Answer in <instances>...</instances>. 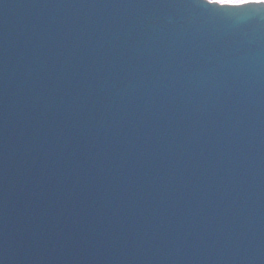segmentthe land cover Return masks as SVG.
Listing matches in <instances>:
<instances>
[{"label":"water","instance_id":"95a60500","mask_svg":"<svg viewBox=\"0 0 264 264\" xmlns=\"http://www.w3.org/2000/svg\"><path fill=\"white\" fill-rule=\"evenodd\" d=\"M259 10L0 0V264H264Z\"/></svg>","mask_w":264,"mask_h":264},{"label":"snow or ice","instance_id":"6c2138e0","mask_svg":"<svg viewBox=\"0 0 264 264\" xmlns=\"http://www.w3.org/2000/svg\"><path fill=\"white\" fill-rule=\"evenodd\" d=\"M203 3H206L210 6H220L222 8H232V9H241V8H253V9H258V8H264V5H256L252 3H244V2H238L234 5H229L225 6L222 4H215L214 0H203Z\"/></svg>","mask_w":264,"mask_h":264},{"label":"clouds","instance_id":"9594fccd","mask_svg":"<svg viewBox=\"0 0 264 264\" xmlns=\"http://www.w3.org/2000/svg\"><path fill=\"white\" fill-rule=\"evenodd\" d=\"M238 2L264 5V0H238ZM258 9L260 10L250 13L249 16L245 17V19H252V18L264 19V8H258Z\"/></svg>","mask_w":264,"mask_h":264},{"label":"rangeland","instance_id":"374dc122","mask_svg":"<svg viewBox=\"0 0 264 264\" xmlns=\"http://www.w3.org/2000/svg\"><path fill=\"white\" fill-rule=\"evenodd\" d=\"M220 1L223 2V3H224V2H226V3H227V2H229V3H234V2H236V1L238 2V0H220Z\"/></svg>","mask_w":264,"mask_h":264},{"label":"bare ground","instance_id":"6f19581e","mask_svg":"<svg viewBox=\"0 0 264 264\" xmlns=\"http://www.w3.org/2000/svg\"><path fill=\"white\" fill-rule=\"evenodd\" d=\"M237 2V1H236ZM236 2H234V3H236ZM229 3V2H228Z\"/></svg>","mask_w":264,"mask_h":264}]
</instances>
